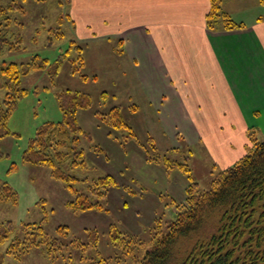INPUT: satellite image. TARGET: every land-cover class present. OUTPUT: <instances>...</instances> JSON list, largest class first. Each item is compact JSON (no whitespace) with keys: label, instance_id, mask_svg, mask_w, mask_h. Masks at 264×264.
Wrapping results in <instances>:
<instances>
[{"label":"rangeland","instance_id":"rangeland-1","mask_svg":"<svg viewBox=\"0 0 264 264\" xmlns=\"http://www.w3.org/2000/svg\"><path fill=\"white\" fill-rule=\"evenodd\" d=\"M71 2L0 0L1 4L12 3L24 9L13 15V30L23 37L22 50L4 52L0 67L3 62L27 63L36 55L54 64L72 46L71 42L83 48L85 59V67L74 73L77 52L72 50L54 85L47 71L22 77V86L28 93L9 119L11 136L0 138V150L5 154L0 161V179L17 193L18 203H0V222H13V238H26L29 235H24L23 226L36 223L44 227L49 239L58 238L59 245L39 244L36 240L29 252L19 251L17 256L7 254V241L0 247V264H89L102 258L111 259L112 264H141L142 257L153 246L148 225L151 216L156 214L171 221L175 205L182 201L184 190L192 181L201 190H209L214 177L223 170L202 145L187 147L183 140L169 135L156 120L143 90L138 91L136 74L126 57L113 51L114 43L80 35L71 17ZM64 91L88 94L92 99L90 108L77 113L79 125L88 137L81 144L85 166L69 171L79 179L74 188L87 193L94 179L109 174L123 185L109 191L102 201L103 211L72 210L68 205L76 195L63 181L54 179L47 167L23 162L24 151L37 130L47 122L63 120L57 94ZM114 107L121 109L131 130L115 129L109 120H103L100 114ZM253 138L264 140L255 135L250 136L251 142ZM251 150L249 147L247 153ZM167 160L187 163L192 178ZM111 224L128 236L139 237L143 247L133 254H123L110 241ZM61 226H67V235L58 232ZM93 231L96 233L91 235Z\"/></svg>","mask_w":264,"mask_h":264},{"label":"trees","instance_id":"trees-1","mask_svg":"<svg viewBox=\"0 0 264 264\" xmlns=\"http://www.w3.org/2000/svg\"><path fill=\"white\" fill-rule=\"evenodd\" d=\"M260 2L264 4V0ZM17 10L23 12L24 9L12 3H0V57L6 51L22 50L23 37L13 30V15ZM207 19L211 30L243 28L241 23H236L223 13L221 0H211ZM71 45L54 64L39 55L27 63H2L0 138L11 136L8 130L9 119L19 101L28 93L22 86V77L33 72L47 71L54 85L63 63L74 49L77 58L73 62V72H80L79 68L85 67L83 48L73 42ZM81 77L84 80L88 78L86 75ZM103 98L106 96L103 95ZM57 99L63 120L47 122L37 130L24 151L23 162L47 167L54 179L63 181L76 195L68 205L72 210L103 211L102 201L109 191L123 186L118 179L111 174L96 178L89 186V192L81 193L74 188V183L79 179L69 173L70 170L85 166V151L81 144L82 139L88 135L80 127L77 113L92 106L91 96L64 91L57 94ZM100 115L104 117L103 120H109L115 129L131 130L119 107ZM252 142V150L233 166L220 171L209 190H201L199 184L192 181L186 188L185 198L175 205V215L171 221L161 216L154 220L149 228L153 246L144 254L141 264H264V140L253 138ZM4 158L5 154L0 150V161ZM166 162L172 167L176 165L192 178V170L187 163ZM3 202L16 205L18 195L0 179V203ZM67 231V226L58 229L64 235H67ZM23 233L29 236L13 238V222H0V247L10 241L7 254L18 256L19 251L29 252L36 240L40 241L39 244L53 247L59 245L58 238L53 241L49 239L44 227L36 223L25 224ZM95 233L93 231L91 235ZM109 236L112 245L122 249L123 254H133L144 245L139 237L128 236L116 224L110 225ZM97 240L96 237L95 243ZM112 262L111 259L102 258L89 264Z\"/></svg>","mask_w":264,"mask_h":264},{"label":"crops","instance_id":"crops-1","mask_svg":"<svg viewBox=\"0 0 264 264\" xmlns=\"http://www.w3.org/2000/svg\"><path fill=\"white\" fill-rule=\"evenodd\" d=\"M71 1L80 35L114 43L171 137L202 145L223 170L246 155L251 134L264 137L260 0H221L243 25L233 30L209 29L211 0Z\"/></svg>","mask_w":264,"mask_h":264}]
</instances>
